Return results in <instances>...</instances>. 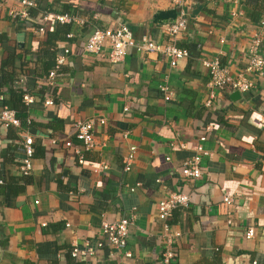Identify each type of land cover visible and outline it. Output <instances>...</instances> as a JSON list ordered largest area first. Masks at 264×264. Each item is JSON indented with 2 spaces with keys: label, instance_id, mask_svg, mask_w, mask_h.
I'll use <instances>...</instances> for the list:
<instances>
[{
  "label": "crops",
  "instance_id": "crops-1",
  "mask_svg": "<svg viewBox=\"0 0 264 264\" xmlns=\"http://www.w3.org/2000/svg\"><path fill=\"white\" fill-rule=\"evenodd\" d=\"M33 1L27 11L34 23H29L9 16L16 0H0V63L14 60L0 68V76L25 61L12 86L33 97L20 127L0 125V264H163L156 203L173 191L189 197L188 206L174 209L169 218L180 232L172 243L173 261L264 264V76L237 97L228 89L217 92L206 106L207 72L199 62L217 58L237 73L253 32L259 33L264 54V30L249 19L257 1L264 20V0H184L185 29L175 44L188 56L174 67L155 53L129 52L113 64L105 53L82 50L93 28L118 22L135 39L166 40L164 24L153 15L177 12L174 0ZM43 12L67 13L77 21L58 22L67 26V36L56 41V54L63 48L68 53L53 84L33 85L34 74L41 72L35 53L56 23L49 20L43 32H34ZM163 81L171 92L167 100L157 88ZM0 91L7 99L6 88ZM45 98L52 104L44 105ZM98 116L106 123L95 127L96 145L86 150L73 136V122ZM206 127L203 172L181 181L182 162L194 154ZM24 133L32 136L33 152L31 170L23 176L18 165ZM129 145L136 152L124 172L122 156ZM100 163L105 168L93 171ZM223 191L230 204L222 202ZM127 215L132 224L122 253L110 255L103 247L92 258L70 256L73 244L95 245L102 219ZM248 227L253 235L247 239Z\"/></svg>",
  "mask_w": 264,
  "mask_h": 264
},
{
  "label": "built area",
  "instance_id": "built-area-1",
  "mask_svg": "<svg viewBox=\"0 0 264 264\" xmlns=\"http://www.w3.org/2000/svg\"><path fill=\"white\" fill-rule=\"evenodd\" d=\"M177 6V16L173 22L164 25V34L166 40L156 41L146 36H141L135 39L130 29L124 23L118 22L112 27L107 28H93L86 39L84 40L82 50L84 53L101 54L105 53L110 63H117L129 52H134L140 55L155 53L161 55L167 60L170 67H174L178 60L188 56V51L184 48L178 47L175 42L179 35L184 31L186 24V13L184 9V0H174ZM17 8L8 9V14L11 18L27 19L28 7L34 6L33 0H16ZM240 14V13H237ZM232 15H235L232 13ZM52 22H69L77 21V18L67 13H46L43 12L37 19V26L33 28L34 32H43L44 24L48 21ZM260 30H264V20L259 21L257 24ZM68 53L67 48H63L58 52L54 59L53 67L47 72L44 81L47 84H53L59 67L64 63L65 57ZM243 58V67L237 73L232 74L227 66L222 65L217 58L207 59L200 58L201 66L207 72V81L205 83L207 90L206 106L211 105V101L215 99V94L224 89L229 91H237L243 93L248 91L254 86V80L264 76V54L262 53L261 39L258 32H253L249 36ZM158 91L164 99L171 96L168 86L163 81L157 86ZM24 104L32 103L33 97L26 93L22 96ZM44 105H51L52 101L49 98L43 99ZM127 110L126 107L123 108ZM106 123L104 117H89L86 119H78L73 122V136L78 140L84 149H91L95 147V127L102 126ZM20 119L16 116L15 111L6 105L2 104V95L0 94V125L7 127H20ZM206 127L205 132L200 134L195 144L194 154L182 162L180 169L181 181H190L201 176L203 169L200 165L201 159L207 155V150L203 147L202 142L207 138ZM126 133H123V137ZM21 148L23 156L18 165L20 175H27L31 170V156L32 136L29 134H22ZM65 146H70L71 142L66 140ZM135 146L129 145L126 153L122 156V170L128 172L134 161ZM168 158V157H167ZM82 163V159H78ZM105 168L104 164H97L93 166V171H99ZM2 180L0 178V184ZM138 184L129 187L133 191ZM221 200L225 204L232 202L231 196L228 191H223ZM189 197L181 191H173L166 194L162 199L156 203V218L160 221L162 226L161 236V251L160 260L163 264H169L174 257V248L172 247L173 241L180 236V232L171 228L169 218L174 209L179 207H187ZM132 224V215L120 216L112 221L102 219L99 228V237L94 246L90 245L87 241L81 246L75 244L70 249V256L72 258L94 257L96 251L103 247L109 250L110 255L122 253L127 243L128 227ZM253 230L248 227L245 231V238H251ZM124 257H129L130 252L124 251ZM255 264V261L252 262Z\"/></svg>",
  "mask_w": 264,
  "mask_h": 264
},
{
  "label": "trees",
  "instance_id": "trees-1",
  "mask_svg": "<svg viewBox=\"0 0 264 264\" xmlns=\"http://www.w3.org/2000/svg\"><path fill=\"white\" fill-rule=\"evenodd\" d=\"M252 1V0H248ZM253 2V12L249 15V19L254 22L258 23L260 20L261 13L259 12L262 8L261 6L257 5V1ZM259 8V9H258ZM26 20L29 23H34L31 21L30 17L27 19H21ZM67 36V26L65 24H60L58 22L55 23V26L52 31H49L46 33V38L43 42V47L39 48L38 51L35 53V62L39 63L41 72H36L34 75H37L38 77L33 78V85H37V83H41L40 81H43L47 72L53 67L54 65V58L56 55V41L63 40ZM18 60V58H17ZM6 63L14 64V60H10L7 62L0 63V68L4 66ZM26 64L24 61L17 62V67L14 70L13 66L11 65V70H7L6 72H3L0 76V90L2 87H5L6 90L9 92V96L7 99L4 98L1 91L0 94L2 95V104L6 105L7 107L13 109L15 111L16 116L23 120L25 117V109L26 106L22 101V96L26 94L29 91H26L27 89H22L19 87H13L12 83L16 79V76L21 73H23V67ZM2 69H0L1 71ZM38 71V70H36ZM43 74V75H42ZM42 75V76H41ZM40 78V79H39ZM38 88L48 90V87L46 85L40 86L38 85ZM30 93V92H29ZM1 186V185H0ZM169 264H177L173 259L169 262Z\"/></svg>",
  "mask_w": 264,
  "mask_h": 264
},
{
  "label": "water",
  "instance_id": "water-1",
  "mask_svg": "<svg viewBox=\"0 0 264 264\" xmlns=\"http://www.w3.org/2000/svg\"><path fill=\"white\" fill-rule=\"evenodd\" d=\"M177 16L176 9H167L165 11H157L153 15L154 22L160 23V24H167L170 22H173L174 19ZM239 93L237 91L231 92V97H237Z\"/></svg>",
  "mask_w": 264,
  "mask_h": 264
}]
</instances>
